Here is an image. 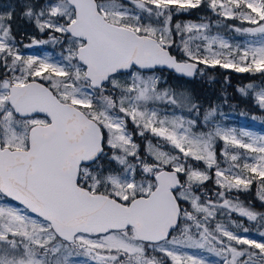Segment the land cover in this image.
Segmentation results:
<instances>
[{
  "label": "snow or ice",
  "instance_id": "obj_1",
  "mask_svg": "<svg viewBox=\"0 0 264 264\" xmlns=\"http://www.w3.org/2000/svg\"><path fill=\"white\" fill-rule=\"evenodd\" d=\"M205 3L240 25L173 23ZM19 9L47 35L23 47L60 51L25 55L16 5L0 11V264H264V213L232 195L255 187L264 203V133L226 125L215 106L201 121L193 97L161 87L155 72L264 76V0H19ZM257 88L237 91L264 109Z\"/></svg>",
  "mask_w": 264,
  "mask_h": 264
},
{
  "label": "trees",
  "instance_id": "obj_2",
  "mask_svg": "<svg viewBox=\"0 0 264 264\" xmlns=\"http://www.w3.org/2000/svg\"><path fill=\"white\" fill-rule=\"evenodd\" d=\"M186 20H204L205 22L212 21L213 24H215V22L219 20L223 25H227L231 21L223 20L222 18L217 17L208 9L206 3L198 9L191 10L189 13H181L179 15H174L173 17V23H176L177 21L185 22ZM236 23L238 22L235 21L233 24ZM12 29L15 36H19L21 34L45 35L39 33L35 29L33 24H30L26 20L21 18L20 9L18 7L12 21ZM29 41V37L24 36L20 38L18 42H21V45H24L29 43ZM57 50L58 52L60 51L58 47ZM173 51L174 54L179 55V53L176 52L175 49ZM199 68L203 70V74L197 72L196 76L191 80L177 77L167 70H155V72L163 78L162 80L167 81V84H162L161 87H171L178 92L186 91L193 97L194 102L200 105L199 119L201 121L203 119L204 112L208 110L210 106L217 107L219 118L222 117L219 116V113H223V116L228 117H236L240 115L245 118H260V113L263 111L259 109L258 104L253 96L242 95L237 91V88L243 87L249 83L257 86H263L264 76H261L259 73H236L231 69H223L219 66L213 68L200 65ZM225 119H227L228 121L230 120L229 118ZM135 139L139 143L142 140L138 136ZM217 150L219 151L218 146ZM198 167H203V165H198ZM205 189L209 190L210 192L214 191L215 187L213 182H207L205 184ZM255 193L256 188L253 187L249 192L233 193L232 195H238L242 203H244L245 205L251 204L255 211L264 213V203L256 198ZM217 219L221 218L218 217ZM232 219L236 221L243 220L245 225H248V222L245 218H241L236 214H232Z\"/></svg>",
  "mask_w": 264,
  "mask_h": 264
},
{
  "label": "rangeland",
  "instance_id": "obj_3",
  "mask_svg": "<svg viewBox=\"0 0 264 264\" xmlns=\"http://www.w3.org/2000/svg\"><path fill=\"white\" fill-rule=\"evenodd\" d=\"M9 5H12L10 2H0V11H5L7 10L8 6ZM202 20H197V21H191V20H186L185 22H194V23H199L201 22ZM204 21V20H203ZM233 21V22H231ZM229 22V24L227 25H233V23L235 21H237L238 23L234 24V25H240V21L238 20H231ZM222 24V23H221ZM223 25V24H222ZM244 26H247V25H244ZM220 31V33L222 35H224L225 37L227 38H230L232 39L233 43H236V42H243L245 40L244 37H240V36H237L235 35V33L233 32H230L228 31L227 27H221L219 29H216L214 28L213 31ZM39 39H43V38H39ZM30 43V42H29ZM36 48H40L41 46H35ZM28 49H31V48H28ZM32 55H44V54H47L46 51H40L39 53H30ZM29 55V54H27ZM156 75L160 76L159 74L156 73ZM161 79H163L161 77ZM264 86V85H263ZM259 88V86H258ZM257 88V90H258ZM259 107V106H258ZM260 110H262L263 112L260 113V118L258 119H253V117H250V118H245V117H242V116H236V117H228V116H222L221 118H219L223 123H225L226 125L228 126H231V127H236V128H244L246 130H249V131H254V132H257V133H264V109H261L259 108ZM177 114H180V112L178 111ZM185 115H187V113L185 112L184 113ZM195 115V113L193 114ZM225 118H229L230 120L228 121L227 119ZM130 129H131V125H130ZM199 131V129H197ZM139 143V142H138ZM145 141L144 140H141L140 141V144L144 145ZM218 148L222 147V144L218 142L217 144ZM247 221V220H246ZM249 235H252L251 233ZM254 238H258V237H254ZM187 251H195V250H187ZM197 254L199 255H204L206 256L208 259H211V260H215L216 258L215 257H211L209 256L207 253L205 252H198Z\"/></svg>",
  "mask_w": 264,
  "mask_h": 264
},
{
  "label": "flooded vegetation",
  "instance_id": "obj_4",
  "mask_svg": "<svg viewBox=\"0 0 264 264\" xmlns=\"http://www.w3.org/2000/svg\"><path fill=\"white\" fill-rule=\"evenodd\" d=\"M0 2H10L12 5H16V7L19 8V0L17 1H11V0H0ZM24 36H27L29 37V40L32 36H35L37 39L38 38H43V39H47V35H36V34H21L19 36H16V40L19 41L20 38L24 37ZM30 42V41H29ZM28 44V43H27ZM41 46L40 48H36V47H32L31 49H28V48H24L23 45H21V51L27 55V54H30L31 52L32 53H39L40 51H46L47 54H54V53H58V50H57V47H54L53 45L51 44H47V45H39Z\"/></svg>",
  "mask_w": 264,
  "mask_h": 264
},
{
  "label": "water",
  "instance_id": "obj_5",
  "mask_svg": "<svg viewBox=\"0 0 264 264\" xmlns=\"http://www.w3.org/2000/svg\"><path fill=\"white\" fill-rule=\"evenodd\" d=\"M199 66H200V65H199ZM156 70H167V71L171 72L172 74L176 75L177 77H181V78L186 79V80H191V79H193V78H188V77L181 76L180 74L175 73L174 70H169V69H167V68H163V69L158 68V69H156ZM195 76H196V75H195Z\"/></svg>",
  "mask_w": 264,
  "mask_h": 264
}]
</instances>
